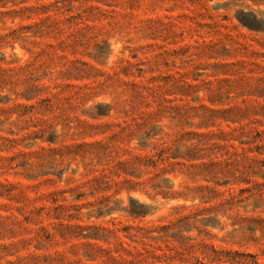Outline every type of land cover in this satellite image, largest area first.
I'll return each mask as SVG.
<instances>
[{"label": "rangeland", "instance_id": "rangeland-1", "mask_svg": "<svg viewBox=\"0 0 264 264\" xmlns=\"http://www.w3.org/2000/svg\"><path fill=\"white\" fill-rule=\"evenodd\" d=\"M0 264H264V0H0Z\"/></svg>", "mask_w": 264, "mask_h": 264}]
</instances>
